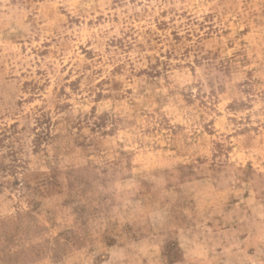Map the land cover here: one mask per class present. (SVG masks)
<instances>
[{
	"label": "rangeland",
	"instance_id": "374dc122",
	"mask_svg": "<svg viewBox=\"0 0 264 264\" xmlns=\"http://www.w3.org/2000/svg\"><path fill=\"white\" fill-rule=\"evenodd\" d=\"M0 264H264V0H0Z\"/></svg>",
	"mask_w": 264,
	"mask_h": 264
}]
</instances>
